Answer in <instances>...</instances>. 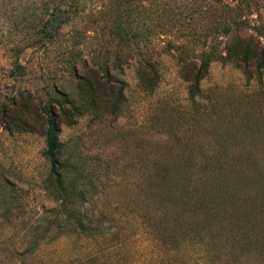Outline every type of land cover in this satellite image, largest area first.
<instances>
[{
    "label": "rangeland",
    "instance_id": "obj_1",
    "mask_svg": "<svg viewBox=\"0 0 264 264\" xmlns=\"http://www.w3.org/2000/svg\"><path fill=\"white\" fill-rule=\"evenodd\" d=\"M110 1L128 8L124 42ZM57 6L68 22L41 41V19ZM233 18L264 47V0H0V103L23 93L33 112L57 90L78 100L80 83L101 97L99 64L115 52L124 60L110 68L125 85L122 113L82 109L59 133L64 178L91 176L84 206L103 212L107 229L63 237L23 264H264V68L215 60L197 87L188 75L212 40L223 46ZM144 55L158 61L148 90L136 77ZM42 125L21 133L0 123V264H18L25 227L56 203ZM159 190L178 205L166 209Z\"/></svg>",
    "mask_w": 264,
    "mask_h": 264
},
{
    "label": "trees",
    "instance_id": "obj_2",
    "mask_svg": "<svg viewBox=\"0 0 264 264\" xmlns=\"http://www.w3.org/2000/svg\"><path fill=\"white\" fill-rule=\"evenodd\" d=\"M110 4L112 7L110 15L114 22L112 33L124 42L128 31L132 28L128 8H122L119 2L116 4L110 1ZM68 18L67 10L61 6L51 10L47 18L41 19L40 40H52L61 26L68 22ZM241 22L240 19L233 18L230 23H225L222 28L223 35L226 37L223 46L220 48L219 44L212 40L206 48L198 52L196 56L199 59L198 63L194 61L188 63V75L189 78H193L190 84L192 87H197L199 80L208 72L210 63L215 60L222 63H234L245 70L251 65L257 69L264 68V47L246 34V30L240 25ZM122 57V53L115 52L108 60L110 61L108 67L99 64V71L102 78L106 80L107 88V92L101 97L96 95L95 89L88 86L86 90V84L80 83L78 100L71 99L67 93L57 90L48 93L47 99L39 102L33 112H29L27 104L23 101V93H19L17 99L13 98L10 102L0 103V123L10 132H35L36 121L43 120L41 127L45 146L43 156L49 163L46 190L52 194L56 202L55 205L46 209L35 223L25 227L22 239L17 241V246L12 250L16 254L18 264H23L27 258H32L33 254L58 242L63 237L82 235L93 238L103 234L107 229L104 225L103 212L97 214L94 209L84 206L86 199L84 185L91 181V176H81L72 182H66L63 173L64 164L60 160L59 133L61 125H72L75 122V116L82 114V109L97 115L102 106L108 115L119 116L122 113L126 101L125 85L110 72L111 67L121 68V64L124 63V60H120ZM157 65L158 61L151 55H144L137 59L136 77L139 87L143 90L152 89L159 78ZM21 69V65L16 64V73H22ZM73 75L82 81L87 78L83 74L79 75L74 68ZM159 193L160 190L157 192V199L166 209H172L173 205H178L175 194ZM201 205L203 204L199 202L194 203L195 209Z\"/></svg>",
    "mask_w": 264,
    "mask_h": 264
}]
</instances>
